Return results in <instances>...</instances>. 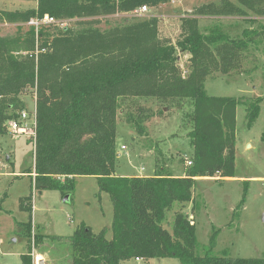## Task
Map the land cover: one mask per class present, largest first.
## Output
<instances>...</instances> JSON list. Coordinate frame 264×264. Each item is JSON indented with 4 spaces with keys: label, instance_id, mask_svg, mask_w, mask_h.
<instances>
[{
    "label": "trees",
    "instance_id": "trees-1",
    "mask_svg": "<svg viewBox=\"0 0 264 264\" xmlns=\"http://www.w3.org/2000/svg\"><path fill=\"white\" fill-rule=\"evenodd\" d=\"M239 1L250 11L264 10L255 6L261 0ZM170 2L176 0H37L35 9L0 10V24L27 25L46 15L81 20L75 28L52 24L38 33L30 27L17 38L0 35V136L7 133V123L24 110L22 95L32 90L37 120L35 163L26 174L35 175V188L60 191L65 197L75 190L77 177L93 176L99 196L107 193L113 204L112 239L107 238V228L95 234L81 223L70 237L71 264H122L155 258H176L181 264H264V257L212 255L218 230L210 238L209 252L199 255L196 225L182 211L176 212L171 231L163 226L175 204L194 202L198 178L235 177L237 109L245 105L251 126L263 101L212 97L205 89L206 80L217 71L227 75L236 69L244 53L258 45L264 34V27L263 34L244 29L240 38L231 37L220 24L203 29L201 18L235 12L253 21L249 12L228 0L202 5L184 16L176 43L160 37L155 16L98 27L99 18L129 17L142 6L157 8ZM181 54L189 55L184 66L179 61ZM142 98L192 108V165L183 176L157 164L151 176L117 175L119 112ZM152 116L151 110L139 107L136 113L126 110L123 118L144 137ZM31 200V196L22 199L21 209L32 212ZM245 202L246 191L235 214ZM18 226L20 235L29 240L22 264H33L31 241L40 246L46 237L35 233L32 214Z\"/></svg>",
    "mask_w": 264,
    "mask_h": 264
},
{
    "label": "rangeland",
    "instance_id": "rangeland-1",
    "mask_svg": "<svg viewBox=\"0 0 264 264\" xmlns=\"http://www.w3.org/2000/svg\"><path fill=\"white\" fill-rule=\"evenodd\" d=\"M222 0H176L157 8H148L142 16L117 15L99 18L98 27L109 28L125 24L126 19H143L155 16L159 19L160 37L176 43L181 35V19L196 8L209 4H220ZM249 12L248 21L243 15L201 18V27L220 24L223 31L233 38L242 37L244 29L262 33L264 10L253 12L239 0H228ZM256 3L264 9V0ZM36 8V0H0V10L25 11ZM49 16V15H46ZM58 26L75 28L79 21L58 20ZM85 21V20H82ZM44 25L43 27H46ZM30 26L25 24H0V35L17 38L26 34ZM263 34V33H262ZM259 44L244 53L239 66L224 75L217 71L205 82L207 94L212 97L247 98L251 101L263 99L260 115L248 125L244 104L237 109L236 174L231 179L198 178L194 186V202L175 204L167 212L163 226L172 230L176 212L182 211L195 223L197 229V253L209 252V241L214 230L219 231L212 255H228L233 258L264 257V34ZM189 55L181 54L180 65L187 64ZM24 110L29 113L36 108L32 90L22 95ZM134 106L119 112L117 119L116 173L131 176H151L155 165L166 170L176 168L181 173L190 166L192 146L189 134L193 128L192 108L183 109L162 103L156 99H135ZM151 110L152 119L146 123L148 136H140L124 120L126 110L136 113L138 108ZM31 124H33L31 122ZM125 146V149H123ZM184 160V161H183ZM35 142L32 133L15 138L7 131L0 136V263L22 264L21 254L27 252L29 240L20 235L18 223L27 222L32 214L35 233L46 238L40 246H33V264L47 259V264H71L70 237L81 223L91 227L95 234L107 228V238L112 239L111 226L114 208L110 196L103 192L99 196L96 177L82 176L75 179V190L65 197L60 191L37 190L34 177L26 174L34 169ZM246 191V202L235 214ZM32 197V212L24 211L20 201ZM61 237V240H53ZM47 256H43V255ZM44 257V258H42ZM122 264H181L176 258H155L149 261L133 259Z\"/></svg>",
    "mask_w": 264,
    "mask_h": 264
},
{
    "label": "built area",
    "instance_id": "built-area-1",
    "mask_svg": "<svg viewBox=\"0 0 264 264\" xmlns=\"http://www.w3.org/2000/svg\"><path fill=\"white\" fill-rule=\"evenodd\" d=\"M147 12H148L147 6H142L141 8L135 10L132 13V16H142L145 15ZM52 24L58 25V21L50 16H45L43 19H38V18L31 19V21L27 23L28 26L35 28L37 33L40 30V28H42L44 25H52ZM31 122L33 124H31ZM36 126H37V120H36V108H35V110L31 113L27 111H22L17 119L10 120L7 123V131H9V133L12 134L15 138L32 133L35 142ZM123 149H125V146H123ZM187 164L191 166L192 162L188 161ZM37 264H39V261Z\"/></svg>",
    "mask_w": 264,
    "mask_h": 264
},
{
    "label": "crops",
    "instance_id": "crops-1",
    "mask_svg": "<svg viewBox=\"0 0 264 264\" xmlns=\"http://www.w3.org/2000/svg\"><path fill=\"white\" fill-rule=\"evenodd\" d=\"M36 7H37V0H36ZM35 9V8H34ZM155 171V170H154ZM172 173L175 175V176H183L184 175V172L183 173H181L180 171H178L176 168H173V170H172ZM33 175V177L35 176L34 174H32ZM117 175H120V176H131V175H126V174H124V175H122V174H118L117 173ZM139 177H143V176H139ZM3 206V205H2ZM3 210V207H1L0 208V211H2ZM22 255V254H21ZM43 255V254H42ZM43 256H45V255H43ZM45 257H47V256H45ZM42 258H44V257H42ZM44 261V263L45 264H47V259L45 258V260H43ZM140 261H142V260H140ZM1 264V263H0Z\"/></svg>",
    "mask_w": 264,
    "mask_h": 264
},
{
    "label": "water",
    "instance_id": "water-1",
    "mask_svg": "<svg viewBox=\"0 0 264 264\" xmlns=\"http://www.w3.org/2000/svg\"><path fill=\"white\" fill-rule=\"evenodd\" d=\"M67 199H68V197L66 196V197H65V200H67ZM39 264H45V263H44L43 260H40V261H39Z\"/></svg>",
    "mask_w": 264,
    "mask_h": 264
}]
</instances>
